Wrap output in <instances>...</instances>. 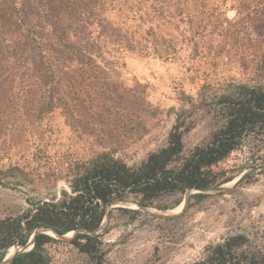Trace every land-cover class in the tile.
Returning <instances> with one entry per match:
<instances>
[{
	"label": "rangeland",
	"instance_id": "1",
	"mask_svg": "<svg viewBox=\"0 0 264 264\" xmlns=\"http://www.w3.org/2000/svg\"><path fill=\"white\" fill-rule=\"evenodd\" d=\"M16 2L15 17L0 12V219L58 197L99 154L139 166L167 145L182 94L197 121L189 152L218 126L203 87L210 104L231 83L264 86V18L237 15L233 0H193L182 20L109 11L90 29L50 0ZM263 164L264 131L213 170L224 185ZM127 210L112 209L98 235L109 264H193L231 235L264 241V170L193 195L180 217ZM70 243L47 247L53 264H95Z\"/></svg>",
	"mask_w": 264,
	"mask_h": 264
},
{
	"label": "trees",
	"instance_id": "2",
	"mask_svg": "<svg viewBox=\"0 0 264 264\" xmlns=\"http://www.w3.org/2000/svg\"><path fill=\"white\" fill-rule=\"evenodd\" d=\"M192 1L50 0L49 5L51 9L65 10L76 17L82 28L90 29L98 18L114 10L138 13L141 17L150 15L151 10L155 16L182 20L187 14L185 4ZM233 2L231 9L237 15L256 14L264 18V0ZM18 5L16 0H4L0 3V12L15 17ZM163 51L167 56L173 55L170 45ZM261 62L264 68V57ZM226 88V93L213 95L210 104L206 102L208 88L203 87L200 94L204 107H212L218 123L208 143L186 151L184 138L196 127L197 121L193 111L187 108L194 107L192 98L184 93L183 106L176 114L167 145L150 153L139 166L131 167L109 153L99 154L75 165L69 189L62 190L58 197L39 201L21 215L1 218L0 262L13 247L26 246L40 228L52 229L60 235L79 230L94 232L105 219L106 207L116 202L131 200L146 207L169 210L179 206L190 189L223 184V175L214 172V167L240 149L247 139L264 131V86L231 83ZM175 196L178 198L172 205L161 204L162 199ZM56 242L55 238L40 234L34 248L16 256L12 264H53L47 247ZM70 244L95 264H109L101 237L78 234ZM193 264H264V241L246 234L231 235L222 243L208 246L204 256Z\"/></svg>",
	"mask_w": 264,
	"mask_h": 264
},
{
	"label": "water",
	"instance_id": "3",
	"mask_svg": "<svg viewBox=\"0 0 264 264\" xmlns=\"http://www.w3.org/2000/svg\"><path fill=\"white\" fill-rule=\"evenodd\" d=\"M262 170H264V164L257 167V168L250 170L249 172H246L240 178H238L234 181H231L229 183H226L224 185L213 186V187H208V188H200V189L196 188V189L188 190L186 192V194L184 195V200L181 202V204H182L185 201L184 209L178 213L173 212L172 210H174V209H172V210H159L157 208L155 209L153 207L143 206V205H141L135 201L126 200V201L116 202L115 204L106 207L107 211H106L105 219H104L101 227L97 231H94V232H89L86 230H79V231H75V233H73L70 236H66L67 234L66 235H60L59 233H57L56 231H54L52 229L40 228V229L35 231V233L33 234V236L31 237L30 241L28 242V244L26 246H23V247L15 246V247H13L12 257L10 258V260L6 261V258L8 256V254H7L5 259L2 262H0V264H12V262L14 261L16 256H18L19 254L31 251L35 246L36 237L40 234H46L48 236L55 238L56 240H63V241H69V242H72L77 237L78 234H88L91 236H98L100 234V232L103 230L105 224L107 223V221L109 219L110 211L112 209H114L115 207L130 209L129 208L130 205H135L138 207V209L135 211H143L146 213H153L154 211H156L158 213H161L160 215L163 217H172V218L173 217H180L187 211V209L189 207L190 200H191L193 195H195V194L222 193V192L228 191L232 188L238 187L253 173L258 172V171H262ZM231 184H232V188L229 187ZM68 189H69V186H68ZM40 203H41V201H40ZM33 205H36V204H33ZM130 210H133V209H130Z\"/></svg>",
	"mask_w": 264,
	"mask_h": 264
},
{
	"label": "bare ground",
	"instance_id": "4",
	"mask_svg": "<svg viewBox=\"0 0 264 264\" xmlns=\"http://www.w3.org/2000/svg\"><path fill=\"white\" fill-rule=\"evenodd\" d=\"M184 205H185V201L180 206H178L176 209H174L172 211L175 213L181 212L184 209ZM129 208L134 209V210L138 209V207L135 205H130ZM71 233L73 234L75 232H71ZM71 233L67 234L66 236L72 235ZM12 252H13V248L8 252V256L6 258V261L10 260V258L12 257Z\"/></svg>",
	"mask_w": 264,
	"mask_h": 264
}]
</instances>
